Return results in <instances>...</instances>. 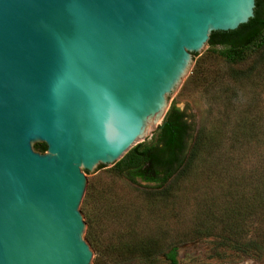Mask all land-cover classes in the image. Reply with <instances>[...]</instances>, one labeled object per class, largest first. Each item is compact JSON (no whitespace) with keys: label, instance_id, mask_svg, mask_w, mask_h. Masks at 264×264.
I'll return each mask as SVG.
<instances>
[{"label":"water","instance_id":"water-1","mask_svg":"<svg viewBox=\"0 0 264 264\" xmlns=\"http://www.w3.org/2000/svg\"><path fill=\"white\" fill-rule=\"evenodd\" d=\"M254 8L0 0V264H99L83 218L86 176L118 171L130 149L155 141L210 35L246 24Z\"/></svg>","mask_w":264,"mask_h":264},{"label":"rangeland","instance_id":"rangeland-1","mask_svg":"<svg viewBox=\"0 0 264 264\" xmlns=\"http://www.w3.org/2000/svg\"><path fill=\"white\" fill-rule=\"evenodd\" d=\"M223 48L195 58L173 105L192 126L188 148L203 133L186 173L162 184L86 176L83 218L99 264H169L171 249L178 264H264V44L237 64Z\"/></svg>","mask_w":264,"mask_h":264},{"label":"trees","instance_id":"trees-1","mask_svg":"<svg viewBox=\"0 0 264 264\" xmlns=\"http://www.w3.org/2000/svg\"><path fill=\"white\" fill-rule=\"evenodd\" d=\"M208 43L212 48L224 47L217 53L229 64L240 63L245 60L247 54L262 48L264 0H255L254 16L246 24L240 25L234 31L213 32ZM191 132L192 126L187 122L185 114L171 106L154 133L155 141L137 144L115 167L119 172L125 171L131 181L139 179L147 183H165L180 168L181 174L186 173L203 145L201 133L195 136L194 143L188 148ZM34 149L43 153L46 145L37 143ZM262 197L264 200V193ZM166 257L169 264H178L174 249H171Z\"/></svg>","mask_w":264,"mask_h":264}]
</instances>
